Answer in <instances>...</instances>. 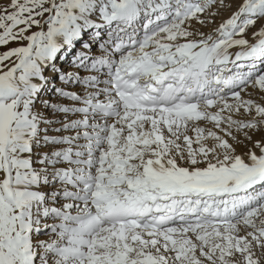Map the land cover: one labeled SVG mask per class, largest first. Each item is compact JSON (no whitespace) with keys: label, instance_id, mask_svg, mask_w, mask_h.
<instances>
[{"label":"snow or ice","instance_id":"1","mask_svg":"<svg viewBox=\"0 0 264 264\" xmlns=\"http://www.w3.org/2000/svg\"><path fill=\"white\" fill-rule=\"evenodd\" d=\"M0 264H264V0H0Z\"/></svg>","mask_w":264,"mask_h":264}]
</instances>
